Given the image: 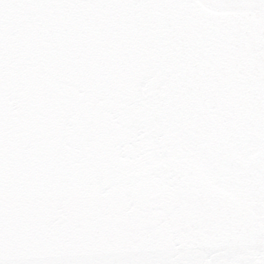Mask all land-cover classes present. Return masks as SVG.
Here are the masks:
<instances>
[{
    "label": "snow or ice",
    "instance_id": "6c2138e0",
    "mask_svg": "<svg viewBox=\"0 0 264 264\" xmlns=\"http://www.w3.org/2000/svg\"><path fill=\"white\" fill-rule=\"evenodd\" d=\"M0 264H264V0H0Z\"/></svg>",
    "mask_w": 264,
    "mask_h": 264
}]
</instances>
